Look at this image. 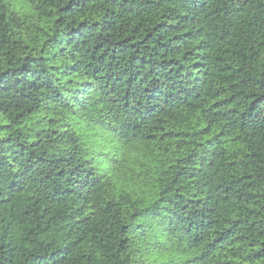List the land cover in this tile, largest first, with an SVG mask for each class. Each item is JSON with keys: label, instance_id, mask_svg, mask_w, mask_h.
<instances>
[{"label": "trees", "instance_id": "16d2710c", "mask_svg": "<svg viewBox=\"0 0 264 264\" xmlns=\"http://www.w3.org/2000/svg\"><path fill=\"white\" fill-rule=\"evenodd\" d=\"M0 264H264V0H0Z\"/></svg>", "mask_w": 264, "mask_h": 264}]
</instances>
